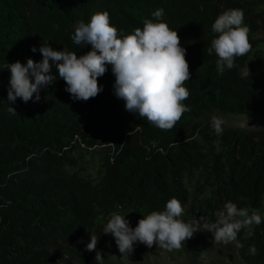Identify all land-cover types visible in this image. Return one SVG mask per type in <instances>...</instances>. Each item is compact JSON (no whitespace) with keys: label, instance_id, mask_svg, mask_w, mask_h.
I'll use <instances>...</instances> for the list:
<instances>
[{"label":"trees","instance_id":"16d2710c","mask_svg":"<svg viewBox=\"0 0 264 264\" xmlns=\"http://www.w3.org/2000/svg\"><path fill=\"white\" fill-rule=\"evenodd\" d=\"M157 8L177 30L191 72L183 102L190 111L171 130L126 110L111 65L98 77L102 91L87 101L72 98L53 64L57 78L41 89L39 101L33 94L27 103L19 97L10 102V70L0 69V264H98L97 252L103 264H119L115 238L103 232L112 213L125 215L134 228L173 197L186 222L200 216L214 221L227 201L257 211L262 222L251 236L241 230L242 247L216 243L207 231L194 233L179 251L137 242L130 264H162L168 257L172 264L206 258L264 264V128L223 123L218 135L211 126L213 115L264 107V0H0V67L40 62L43 43L86 53L91 45H75L71 37L76 22H89L96 11H108L124 35L142 29ZM230 8L244 13L251 50L219 73L215 53H208L212 24ZM91 235L98 238L94 251L86 248ZM253 245L256 255L249 252Z\"/></svg>","mask_w":264,"mask_h":264},{"label":"clouds","instance_id":"9594fccd","mask_svg":"<svg viewBox=\"0 0 264 264\" xmlns=\"http://www.w3.org/2000/svg\"><path fill=\"white\" fill-rule=\"evenodd\" d=\"M151 15L152 18L143 20L142 29L136 27L131 33L121 35L111 24L108 11H96L89 22H76L71 37L75 45H91L86 53L77 55L75 51L56 50L49 43H43L39 49L43 57L40 62L28 58L26 64L17 60L0 67L10 70L8 101L14 103L19 97L27 103L33 94L39 101L41 89L57 78L51 73L53 64L72 98L87 101L102 91L98 77L105 74L107 65H111L116 78L115 94L125 101L126 110L161 130L173 129L182 115L190 111L183 102L190 96L184 85L191 79V72L177 30L171 29L163 19L164 9L157 8ZM212 31L216 35L208 53H215L217 71L223 73L226 68L236 66V58L246 56L251 50L250 29L244 23L243 11L230 8L216 17ZM32 51H36L35 46ZM249 75L250 69L245 66L241 76ZM8 110L17 113L12 106ZM223 123L221 117H211V126L218 135L223 132ZM183 214L181 202L173 197L163 210L143 215L134 228L125 215L114 212L103 232L114 236L120 253L128 258L137 242L148 248L156 245L169 252L179 251L198 231L211 232L216 243H234L242 247L238 240L241 230L248 229L246 236H251L252 226L262 222L257 211L249 212L232 201H227L223 209L215 213L214 221L200 216L186 222ZM97 242L98 238L91 235L87 250L94 251ZM256 251L254 245L249 249L251 255H256ZM95 259L103 264L100 252Z\"/></svg>","mask_w":264,"mask_h":264},{"label":"rangeland","instance_id":"374dc122","mask_svg":"<svg viewBox=\"0 0 264 264\" xmlns=\"http://www.w3.org/2000/svg\"><path fill=\"white\" fill-rule=\"evenodd\" d=\"M260 35L263 34L261 33ZM222 119L226 126L241 127V125H244L243 128L246 129L264 128V107L254 114H227ZM117 252L119 254V264H130L128 260L129 257L122 256L119 250H117ZM223 258L225 261L229 259L228 256H223ZM160 262H162V264H172L175 260H173V257H168L167 259H161ZM214 262L211 261V258H206L201 264H215Z\"/></svg>","mask_w":264,"mask_h":264}]
</instances>
